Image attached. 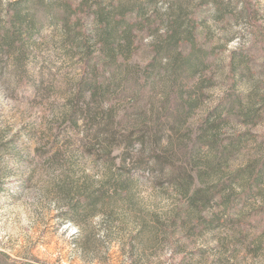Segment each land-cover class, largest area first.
Instances as JSON below:
<instances>
[{
  "label": "rangeland",
  "instance_id": "rangeland-1",
  "mask_svg": "<svg viewBox=\"0 0 264 264\" xmlns=\"http://www.w3.org/2000/svg\"><path fill=\"white\" fill-rule=\"evenodd\" d=\"M11 1L0 0L2 22ZM52 1L72 3V21H85L92 49L88 6L129 13L130 63L142 75L153 44L196 15L195 38L210 66L185 82L194 88L205 75L212 82L186 121L183 108L154 113L146 96L137 115L109 93L104 106H114L117 129L105 148L83 119L72 122L83 52L61 22L41 17L21 35L22 51L9 55L0 45V261L264 264V0H218L199 10L202 0ZM163 95L154 93L155 108ZM223 98L235 103L221 118L227 122L209 117Z\"/></svg>",
  "mask_w": 264,
  "mask_h": 264
},
{
  "label": "trees",
  "instance_id": "trees-1",
  "mask_svg": "<svg viewBox=\"0 0 264 264\" xmlns=\"http://www.w3.org/2000/svg\"><path fill=\"white\" fill-rule=\"evenodd\" d=\"M207 2L217 3L218 0H202L198 10ZM5 7L8 24L0 21V45L6 47L9 55L24 49L25 44L21 35L24 31L38 28V25L42 24L43 17L48 22H61L71 38L76 39V42L82 46V76L73 89L70 114L73 116L72 122L76 125L83 119L87 135L93 134L100 138L101 145L105 148L109 143L111 144L108 136L117 129L113 117L114 106L110 105L108 108L104 106L106 101L109 102L106 100L109 93L117 94L119 101L124 99L127 107L134 110L137 115L144 113L140 102L146 96L149 97V102L151 100L150 109L154 113L169 110L180 113L183 108L184 121H186L197 106L199 98L204 96V89L212 82L206 75L195 83L194 88L187 87L185 82L189 76L202 74L210 66V52L199 46L195 38L194 31L197 29L198 21L196 15L189 19L184 30L181 24L169 28L165 37L153 44L149 64L142 71V75L141 71H137L130 63V59L135 54L133 30L136 21L133 17H128L129 13L121 11L117 17L112 12L105 11L101 5L95 9L88 6L83 11L84 15L93 16L96 21L92 49L89 42L91 39L89 36L92 35L86 33V24L81 18L72 21L76 9L68 1L62 6L55 7L52 0H17L11 1ZM23 84L28 85V83ZM159 90L164 94L162 105L155 108L152 99L154 93ZM173 94L176 96L173 97ZM234 104L232 99H221L209 117L216 115L219 119L217 121L227 122L229 117L221 118L226 111L228 116H231ZM246 116L249 118V115ZM107 117L110 118V123L103 122ZM209 117L206 122L209 121ZM217 121L210 125L217 127L220 124ZM130 142L133 143V140ZM202 142L206 143V141ZM104 154L109 158V152ZM96 198L97 196L92 194L84 197L89 202ZM0 264L9 263L0 261Z\"/></svg>",
  "mask_w": 264,
  "mask_h": 264
}]
</instances>
